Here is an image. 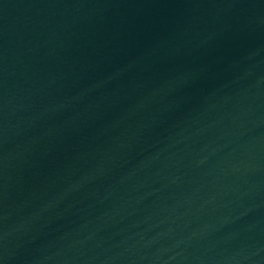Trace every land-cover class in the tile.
<instances>
[{"label": "water", "instance_id": "water-1", "mask_svg": "<svg viewBox=\"0 0 264 264\" xmlns=\"http://www.w3.org/2000/svg\"><path fill=\"white\" fill-rule=\"evenodd\" d=\"M0 264H264V0H0Z\"/></svg>", "mask_w": 264, "mask_h": 264}]
</instances>
